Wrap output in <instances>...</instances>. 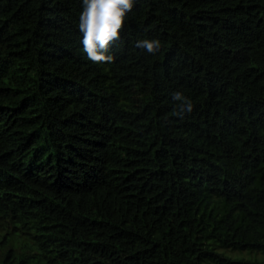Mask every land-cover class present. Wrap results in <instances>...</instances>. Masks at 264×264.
<instances>
[{"label":"trees","instance_id":"trees-1","mask_svg":"<svg viewBox=\"0 0 264 264\" xmlns=\"http://www.w3.org/2000/svg\"><path fill=\"white\" fill-rule=\"evenodd\" d=\"M82 11L0 0V264H264V0H135L108 64Z\"/></svg>","mask_w":264,"mask_h":264},{"label":"clouds","instance_id":"clouds-1","mask_svg":"<svg viewBox=\"0 0 264 264\" xmlns=\"http://www.w3.org/2000/svg\"><path fill=\"white\" fill-rule=\"evenodd\" d=\"M135 0H83V11L79 17V31L83 34V52L88 60L96 64H108L114 61L109 55L111 47L121 39L128 13L134 8ZM136 47L155 55L161 49V41L139 40ZM180 102V112H191V101L180 92L172 94Z\"/></svg>","mask_w":264,"mask_h":264},{"label":"rangeland","instance_id":"rangeland-1","mask_svg":"<svg viewBox=\"0 0 264 264\" xmlns=\"http://www.w3.org/2000/svg\"><path fill=\"white\" fill-rule=\"evenodd\" d=\"M225 253H227L228 255H230L232 257L243 256V254H241L239 252H235V251H225Z\"/></svg>","mask_w":264,"mask_h":264}]
</instances>
